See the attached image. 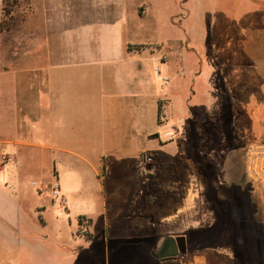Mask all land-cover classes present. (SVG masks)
Returning <instances> with one entry per match:
<instances>
[{
  "label": "crops",
  "instance_id": "crops-1",
  "mask_svg": "<svg viewBox=\"0 0 264 264\" xmlns=\"http://www.w3.org/2000/svg\"><path fill=\"white\" fill-rule=\"evenodd\" d=\"M42 2L38 34L33 32L29 16L8 31L0 28V184L19 192L30 177L28 173H39L41 181H46L49 174L66 196L67 209L63 212H69L71 195L92 206L72 217L74 225L79 215L86 216L90 223L79 248L71 242L61 245L71 259L85 249L83 243L93 242L91 227L99 215L104 227V252L94 255L89 250L93 264H264V255L254 247H232L228 253L201 247L172 260H159L149 253L158 242L146 249V242H155L146 238V227H158L153 238H186L187 230L198 226L192 213L180 222L171 213L153 217L160 202L174 204L171 196L166 198L174 186L161 178L147 182L146 173L153 176V171L143 169L141 173L137 169L139 155L157 148L145 143L152 141L151 135L156 133L150 124H160L163 97L175 101L174 93L179 91L183 93L181 100H187L195 89L186 85L165 91L158 62L167 61L161 49L172 39L157 41L146 35V26L130 24L124 19L123 0ZM251 13L248 30L244 31L241 22L239 29L234 26L233 34L219 38V43L209 41L211 46L202 56L201 76L205 81L225 66L220 64L222 53L232 52L234 71L239 75L243 54L249 56L253 66L257 56L264 54V5H255ZM1 16L0 0V20ZM35 43L41 44L40 52L34 51ZM246 45H251L249 53ZM214 88L213 82L206 81L203 101L210 106L215 102ZM164 147H159L158 152L168 151ZM24 156L31 157H25L27 164L18 165ZM45 156L52 164L47 172ZM16 169L19 174H15ZM147 183L159 185L163 197L146 193ZM40 194L45 196L33 207L36 216L29 219L22 213L0 215V264H33L19 252V247L35 242L33 229L45 230L40 240L50 235V223L59 218L54 211L61 209L51 203L49 193ZM19 202L16 198L14 204ZM109 219L117 223L115 234ZM120 233L123 239L115 247L111 241ZM36 242L43 246L38 239ZM117 252L124 253L121 260L111 261Z\"/></svg>",
  "mask_w": 264,
  "mask_h": 264
},
{
  "label": "rangeland",
  "instance_id": "rangeland-1",
  "mask_svg": "<svg viewBox=\"0 0 264 264\" xmlns=\"http://www.w3.org/2000/svg\"><path fill=\"white\" fill-rule=\"evenodd\" d=\"M123 2L124 19L130 24L140 23L146 26V35L157 41L172 39L168 45H162L161 49L163 59L167 61L158 62L160 67L158 75L161 76L165 91L170 92L176 86L181 88L186 85L195 89L187 100H181L183 93L179 91L174 93L175 101H171L167 96L163 97L160 102V124L155 122L150 124L156 133L151 135L153 140L146 141L145 146L153 144L157 151L147 150L155 157L152 163L143 164V169L153 171L151 174L153 176L146 173L145 177L148 178L147 182H154L159 178L170 180L174 186L173 189H169L166 196V198L171 196L174 204L160 202V208L152 216L158 217V213H161V216H168L171 213L178 217L180 222V219L185 220L186 214H193L198 226L187 230V253L190 249L195 252V249L201 247H215L227 253L232 247L236 249L254 247L259 249L260 255H264V251H261L264 249L263 191L252 183L245 171L248 147L255 142H264V54L257 56V64L254 66L249 56L243 54L241 75L234 71L232 52L221 54L220 64L225 66L220 68L217 74L207 76L206 79L207 83L211 81L215 86L213 106L203 101L206 81L201 76L202 56L211 46L209 41L213 39L211 43H219V38L233 34L234 26L239 29L241 22L244 31L248 30L252 8L257 4L264 5V0H123ZM31 3V11L27 16L33 32L38 34V27L42 22L43 2L31 0ZM246 46L249 53L251 45ZM33 47L34 51L40 52L41 44L35 43ZM165 79L168 84L164 83ZM171 128L178 130L177 137L173 140L165 136L166 131ZM164 146L169 148L168 151L158 152L159 147ZM25 157L31 156L22 157V162L17 164L21 166L27 164ZM36 157L33 156L35 159ZM49 158L46 156L44 158L46 172L52 165ZM143 169L138 170L142 173ZM159 169L162 170L161 173ZM164 169L169 172H164ZM15 174H19L18 169ZM28 175L30 177L24 181V187L19 192L9 185L0 184V215L22 213L28 218L31 215L36 216L33 207L40 204V199L45 194L38 193L32 181L49 184L56 179L47 174L44 175L46 181H41L38 180L39 173L31 172ZM28 182H31L30 185ZM145 186L146 193H153L160 199L163 197L161 188L156 183H147ZM16 198H19L20 204H14ZM91 207L86 202L78 201L77 196L71 195L68 197L67 214L62 210L54 211L59 218L50 223L48 227L50 235L40 240V236L46 235L45 230L31 228L33 231L31 236H34L35 242L24 243L23 247H19V252L27 255V259L33 264L43 262L73 264V261L75 264H93L95 260L91 258L89 250L93 251L94 255L104 252L102 244L104 227L101 216L97 215L94 218L91 227L95 237L93 242L83 243L85 249L78 251L75 258H69L68 253L62 251L65 247H61L63 244L69 245L70 242L80 247L87 225L85 227L81 225V232H78L80 224L77 219L75 226L72 217L76 212L88 211ZM109 223L114 225L112 234H115L117 223L112 219H109ZM128 230L126 228L125 232ZM203 230L208 235L202 233ZM144 232L147 239L155 240L145 243L148 249L160 239L157 236L153 238L154 234L158 233V227H146ZM29 237L25 236L27 241ZM10 238L13 239V236ZM37 239L43 246L36 242ZM122 239V235L114 237L111 244L116 247ZM123 254L114 253L111 261L121 260ZM186 255L182 256L183 259Z\"/></svg>",
  "mask_w": 264,
  "mask_h": 264
},
{
  "label": "built area",
  "instance_id": "built-area-1",
  "mask_svg": "<svg viewBox=\"0 0 264 264\" xmlns=\"http://www.w3.org/2000/svg\"><path fill=\"white\" fill-rule=\"evenodd\" d=\"M164 83H167L166 79ZM177 134L178 130L171 128L170 130L166 131L165 136L167 139L173 140L177 137ZM152 161V153L142 152L139 155L137 167L141 170L143 169V164H150ZM245 171L252 183L257 185L263 191L264 197V142H255L248 147L246 152ZM32 184L38 193H49L52 204L62 211H66L67 199L64 193L61 192L59 184L56 180L49 184L32 181ZM81 222L84 227L88 225L87 217H82Z\"/></svg>",
  "mask_w": 264,
  "mask_h": 264
},
{
  "label": "trees",
  "instance_id": "trees-1",
  "mask_svg": "<svg viewBox=\"0 0 264 264\" xmlns=\"http://www.w3.org/2000/svg\"><path fill=\"white\" fill-rule=\"evenodd\" d=\"M31 0H1L2 16L0 20V28L2 31H8L19 24H21L25 19L27 14L31 11ZM160 114V108H159ZM84 215L78 216V223L81 229V218ZM86 217V216H85ZM87 223L90 220L87 218ZM79 229V230H80ZM205 235H208L205 230L202 231ZM214 234V233H213ZM212 235V234H210Z\"/></svg>",
  "mask_w": 264,
  "mask_h": 264
},
{
  "label": "water",
  "instance_id": "water-1",
  "mask_svg": "<svg viewBox=\"0 0 264 264\" xmlns=\"http://www.w3.org/2000/svg\"><path fill=\"white\" fill-rule=\"evenodd\" d=\"M186 251V238L184 235H165L149 250V253L159 260H172L176 259L178 255L185 254Z\"/></svg>",
  "mask_w": 264,
  "mask_h": 264
}]
</instances>
